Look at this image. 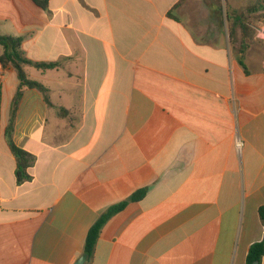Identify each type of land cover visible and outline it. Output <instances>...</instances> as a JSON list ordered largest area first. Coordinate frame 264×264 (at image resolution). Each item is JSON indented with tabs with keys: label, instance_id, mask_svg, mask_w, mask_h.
I'll return each instance as SVG.
<instances>
[{
	"label": "crops",
	"instance_id": "crops-1",
	"mask_svg": "<svg viewBox=\"0 0 264 264\" xmlns=\"http://www.w3.org/2000/svg\"><path fill=\"white\" fill-rule=\"evenodd\" d=\"M214 1L0 0V34L59 64L25 67L47 91L23 90L13 139L36 160L18 183L20 82L0 63V264H75L142 189L86 264H248L264 240V44L246 72L241 14Z\"/></svg>",
	"mask_w": 264,
	"mask_h": 264
},
{
	"label": "trees",
	"instance_id": "trees-1",
	"mask_svg": "<svg viewBox=\"0 0 264 264\" xmlns=\"http://www.w3.org/2000/svg\"><path fill=\"white\" fill-rule=\"evenodd\" d=\"M36 5L43 8L46 11L49 10V2L50 0H33ZM220 5V4H219ZM222 7V5H221ZM227 19L230 21V15L227 11ZM235 24L239 25L242 31V43L239 48V62L244 67L247 72V67L244 61V54L249 49L252 44V41L255 37V24L246 18V16H240ZM231 30H233L230 24ZM23 36H12L7 34H0V45L3 47V53L0 56V63L7 67H13L16 70L18 79H19V87L18 91L14 97L11 108V116L10 122L7 127V135L9 140V145L12 153L16 158L17 168H16V176L18 183H23L26 181H30L32 176L29 173V169L35 163V156L20 148L13 139L14 134V122L16 118V113L18 107L20 105V101L23 96V90L26 88L29 89H38L42 92H46L47 89L39 82L31 80L25 70L26 66H34L43 71L56 68L59 64L57 62H35L29 59L26 56V53L23 50ZM48 100V98H47ZM146 195V190L142 189L138 192L134 193L128 200H125L121 203L115 204L109 207L91 226L89 229L88 235L86 237L85 246L83 255L88 256V262L94 256L96 244L99 240L100 234L104 225L117 213L121 212L131 201H139ZM260 215L264 220V207L260 209ZM264 255V240L261 242H257L253 244L249 250L247 262L248 264H253L255 261H259L261 263L262 257Z\"/></svg>",
	"mask_w": 264,
	"mask_h": 264
},
{
	"label": "rangeland",
	"instance_id": "rangeland-1",
	"mask_svg": "<svg viewBox=\"0 0 264 264\" xmlns=\"http://www.w3.org/2000/svg\"><path fill=\"white\" fill-rule=\"evenodd\" d=\"M208 0H205V2ZM212 1V0H211ZM214 1V0H213ZM218 5L226 10H233L237 14L249 18L255 26V35L263 33L264 29V0H215ZM240 15V16H241ZM264 36V34H262ZM260 42L264 44V38L259 37Z\"/></svg>",
	"mask_w": 264,
	"mask_h": 264
},
{
	"label": "water",
	"instance_id": "water-1",
	"mask_svg": "<svg viewBox=\"0 0 264 264\" xmlns=\"http://www.w3.org/2000/svg\"><path fill=\"white\" fill-rule=\"evenodd\" d=\"M88 262V256L82 255L75 264H86ZM253 264H261L259 261L253 262Z\"/></svg>",
	"mask_w": 264,
	"mask_h": 264
},
{
	"label": "built area",
	"instance_id": "built-area-1",
	"mask_svg": "<svg viewBox=\"0 0 264 264\" xmlns=\"http://www.w3.org/2000/svg\"><path fill=\"white\" fill-rule=\"evenodd\" d=\"M262 34H264V30H263V33H261V34L259 35L260 37L264 38V36H262Z\"/></svg>",
	"mask_w": 264,
	"mask_h": 264
}]
</instances>
